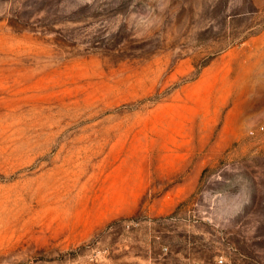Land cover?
Instances as JSON below:
<instances>
[{
	"label": "rangeland",
	"instance_id": "rangeland-1",
	"mask_svg": "<svg viewBox=\"0 0 264 264\" xmlns=\"http://www.w3.org/2000/svg\"><path fill=\"white\" fill-rule=\"evenodd\" d=\"M0 264H264V0H0Z\"/></svg>",
	"mask_w": 264,
	"mask_h": 264
}]
</instances>
